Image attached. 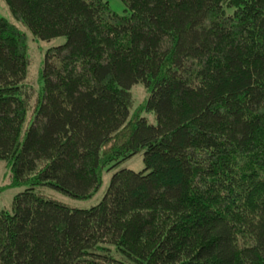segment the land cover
Listing matches in <instances>:
<instances>
[{"label": "trees", "instance_id": "trees-1", "mask_svg": "<svg viewBox=\"0 0 264 264\" xmlns=\"http://www.w3.org/2000/svg\"><path fill=\"white\" fill-rule=\"evenodd\" d=\"M0 264H264V0H3ZM147 96L132 116L131 89ZM31 119L28 120V114ZM142 153L140 171L119 165ZM98 203L69 206L50 188Z\"/></svg>", "mask_w": 264, "mask_h": 264}, {"label": "rangeland", "instance_id": "rangeland-1", "mask_svg": "<svg viewBox=\"0 0 264 264\" xmlns=\"http://www.w3.org/2000/svg\"><path fill=\"white\" fill-rule=\"evenodd\" d=\"M107 1L111 10L116 13L123 12V5L120 0H104ZM0 16L5 17L10 21V23L23 33L26 43V55L29 62L27 69V78L26 83L32 88L34 94L39 92L40 88V80L39 73L41 64L43 61L44 52L48 47L60 44L63 42V38H56L51 40L50 42L39 41L36 40L29 31H27L24 27H22L16 18L12 17L3 0H0ZM131 95L133 104L131 107V115L139 116L144 115L148 118L150 122H153V115H149L142 111V106L144 100L147 96L145 89L141 85H136L131 89ZM28 120L31 119V114L29 113L27 116ZM120 168H127L133 171H140L143 169V157L142 153L135 154L131 158L123 161L120 165ZM111 177V172H107L103 174L102 184L100 189L89 199H75L64 195L63 193L50 189L44 188L42 190L43 194L49 197H53L69 206L76 208H88L101 200L106 187L108 185L109 179ZM24 186H11L10 185V169L5 165V162L0 161V209H9L13 197L22 191Z\"/></svg>", "mask_w": 264, "mask_h": 264}]
</instances>
